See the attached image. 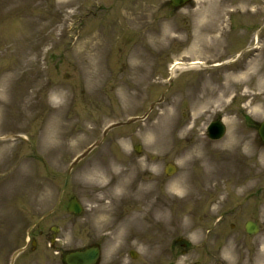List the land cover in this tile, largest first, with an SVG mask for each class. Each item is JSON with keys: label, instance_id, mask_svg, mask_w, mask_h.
I'll list each match as a JSON object with an SVG mask.
<instances>
[{"label": "rangeland", "instance_id": "374dc122", "mask_svg": "<svg viewBox=\"0 0 264 264\" xmlns=\"http://www.w3.org/2000/svg\"><path fill=\"white\" fill-rule=\"evenodd\" d=\"M167 1L0 0V133L25 137V142L0 141V148L4 147L1 161L9 155L15 160V168L0 164V194L11 191L12 196L39 199L42 210L51 209L72 159L101 138L107 124L142 117L150 104L163 96L146 119L110 130L104 143L72 171L64 197L76 194L86 208L85 215L75 220L86 222L90 213L101 210L102 219L109 213L126 215L129 221L133 217L150 226L158 218L160 203L170 205L178 181L185 179L192 194L182 204L186 211L192 209L188 226L165 229L162 234L155 226L143 229L144 244L158 252L184 237L189 246L176 248L175 264H255L259 255H264V146L244 117L264 119V0H195L182 9ZM227 8L235 10V32L243 33L242 43L239 35H234L231 42L241 45L230 51L231 34L222 35L231 32L225 22ZM126 16L134 18L131 24ZM210 25L214 30L207 29ZM99 31L101 37H107L103 46H96L94 40ZM202 34L208 38L197 39ZM254 45L261 46L254 54L246 50L235 62L204 67L200 76L185 70L168 83V66L174 59L208 58L210 54L214 64ZM217 50L230 54L221 56ZM193 51L205 55L187 56ZM113 58L121 59L113 63ZM127 61L139 65L130 71ZM251 67L255 76L221 91L227 78ZM66 73L69 78L64 77ZM201 79L215 88L214 95L193 87L186 92L191 86L201 87ZM58 88L68 93L66 99L59 97ZM236 93L238 98L231 103ZM221 94H226L223 102L216 101L214 96ZM59 105L63 106V127L59 136L45 138L48 118ZM253 107L259 111L254 113ZM168 108L173 111L175 127L160 141L150 126ZM216 116L225 118L224 140L233 131L239 137L240 150L242 146L250 149L240 157L241 164L233 163L236 170H229L227 178L230 184L236 176L244 185L251 184L240 196L231 189L224 194L194 192L195 186L203 183L208 162L216 167L225 158L222 154L228 153L218 148L224 140L211 145L206 138L205 127ZM136 144L142 145L141 153L134 150ZM195 154L202 159L195 160ZM169 162L178 167L172 176L165 173ZM109 167L131 174L125 193L114 192L115 180L103 186L117 177L114 173L98 180L101 170ZM221 177L215 172L210 183L223 185ZM144 187L149 191L141 196L138 191ZM134 209L136 213H132ZM59 214L63 221L58 222L70 229L73 218L65 208L60 207ZM253 218L262 225L255 236L244 228ZM181 249L186 253L182 255Z\"/></svg>", "mask_w": 264, "mask_h": 264}, {"label": "bare ground", "instance_id": "6f19581e", "mask_svg": "<svg viewBox=\"0 0 264 264\" xmlns=\"http://www.w3.org/2000/svg\"><path fill=\"white\" fill-rule=\"evenodd\" d=\"M73 1L78 2L80 0H73ZM133 20H134V18L132 16H128V21L130 23H132ZM138 65L139 64L136 63L134 65V68L138 67ZM201 67H202V65L197 64L196 61H193V62L187 63V64L181 63V64L176 65V72L179 69H182V70H186V69H190V68L200 69ZM174 76H175V74H174ZM249 76H250L249 72H244V73L237 75L235 77L241 78L242 81H245L248 79ZM91 77L96 80L95 75H92ZM232 81H233V79L228 80L221 87V91L227 92L230 89V85H231ZM210 94H213V92H210ZM66 96L67 95H65L64 93L62 94V98H66ZM222 96L223 95L215 97V100H221ZM173 116H174V114H173V111L171 108L165 109V111H163V113L161 115V118H159V120L157 122L153 123L150 126V129L156 134L157 138L160 141H163L161 139H165V135L167 134L168 130H170V128H171V130L174 129L175 125L173 122ZM62 118H63V112L61 110V107H59L58 111L55 113H52L48 118V125H47L46 129L44 130V137L45 138L53 139L54 137L59 136L60 131L63 127ZM238 146H239V137L232 131L230 139L225 141L221 145L222 151L228 150L227 157L223 158L219 163H217L216 167L213 166L212 162H208L209 167H208V170H207V172L203 178V183L201 182L199 187L195 186L194 192L196 194H199L202 191H204V192L220 191L221 185L219 183H216L215 185H212L210 183L212 175L217 171L219 173V176L220 177L222 176L223 178L222 177L221 178L224 179V180H222V182L224 184H227V182H228L227 178L229 177V170H231L232 172L236 170V168L234 169L233 163L239 162L241 164L239 153L237 152ZM246 148H248V146H246ZM194 159L200 160V159H202V156H200L199 154H195ZM113 172L116 173L118 176L115 179L107 180V183L103 186H108L110 184V183L108 184V182H110V181L112 182L113 180H115V184L113 185L114 192L115 193L126 192L127 189L130 187V184L132 181V176L130 173L124 174L122 171H115L112 168H106L104 170H101V174L98 175V180H101L103 175L108 176L110 173H113ZM232 186L237 188L238 193L240 194L243 191V188H250L251 184H249L247 182L244 186L243 185V179L237 178L232 183ZM175 189H176L177 193L170 200L171 206L170 205L166 206L165 203L161 202L160 206L162 208H159L158 218H156V220H154V223H152L149 226V227L155 226L157 228L159 234H162V232L165 229L173 230L174 227L178 228V227H187L188 226V216H190V211L192 209H190L189 211H186L184 208V205H182V204H183V201L189 195H192V194H189V190H191V188L188 187L187 180L183 179V180L178 181L177 187ZM148 191L149 190L146 187H144L142 189V191H138V193L141 196H144ZM183 210L186 211L187 213L184 214ZM181 211H182V214L179 217L178 213H181ZM227 255H229V254H227ZM259 262H264V255H259V257L257 259V264H259Z\"/></svg>", "mask_w": 264, "mask_h": 264}, {"label": "flooded vegetation", "instance_id": "af4514ba", "mask_svg": "<svg viewBox=\"0 0 264 264\" xmlns=\"http://www.w3.org/2000/svg\"><path fill=\"white\" fill-rule=\"evenodd\" d=\"M39 233L42 235V245H45V236L47 235L46 229H41V225H39ZM19 232V230H16ZM89 237L91 238L88 244L99 245L102 242L101 236H97L96 231L90 232ZM21 242L19 237H16L13 240V244L15 245L12 249H16L19 247ZM141 239L133 230V233L129 237H125L122 240L121 244H113L110 245V251L105 252L103 250L104 245L101 244L100 247L102 249L101 259L96 264H143L141 260V254H135V258L132 257V251L140 250L141 247ZM6 246V245H5ZM54 247H60V251L55 253L52 259L51 256H48L43 250H40L38 244L33 247L31 244L28 245L27 250L18 257L19 262L14 264H67L65 262V256L67 253L75 248H82L85 245L81 244L78 246L67 247L65 246L62 238L55 239L53 244ZM6 247L0 250V264L8 263V255L6 254Z\"/></svg>", "mask_w": 264, "mask_h": 264}, {"label": "water", "instance_id": "95a60500", "mask_svg": "<svg viewBox=\"0 0 264 264\" xmlns=\"http://www.w3.org/2000/svg\"><path fill=\"white\" fill-rule=\"evenodd\" d=\"M176 2H178V3H182V2H184V0H175ZM264 131V130H263ZM263 136H264V134H263ZM72 209H76L77 211H80V209L78 208V206H75V207H73Z\"/></svg>", "mask_w": 264, "mask_h": 264}]
</instances>
